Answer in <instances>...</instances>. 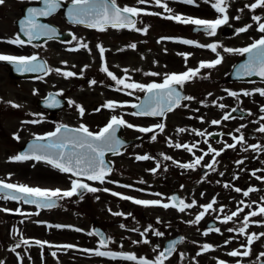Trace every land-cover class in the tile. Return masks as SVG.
<instances>
[{
	"label": "flooded vegetation",
	"instance_id": "af4514ba",
	"mask_svg": "<svg viewBox=\"0 0 264 264\" xmlns=\"http://www.w3.org/2000/svg\"><path fill=\"white\" fill-rule=\"evenodd\" d=\"M68 2H71V0H68ZM33 3H35V0H4V3L0 4V54L14 55L18 51H23V49H20L21 46L8 44L6 41L14 38L19 33L18 20L22 14V10L25 6ZM116 3L118 7L135 6L144 9L146 12L159 13V15L142 14L136 17L137 27H147L148 29L147 33L144 34L143 32L134 30H117L111 28L101 32L69 22L68 20L66 21L63 13H60V23H54L62 30L64 36L61 40H51L38 45L26 43L23 45L26 50L35 46L44 48V50L47 49L49 55L52 54L50 45H53L57 51L63 50L74 55L77 64L76 70L68 68L69 71L76 73L73 77L64 78L55 71H50L48 74H44L38 78H17L12 75L9 66L4 65L3 61H0V66L7 68L8 76L13 82L19 84V80H21L22 82L36 84L39 89L37 96L34 95V91H31L30 96L26 95L22 97L18 103H12L7 106L0 104V137L8 136L11 139L12 145L16 144L17 146L22 144V140H24V143L28 139H26L27 135L25 136L23 130L19 134L16 128L5 129L3 127V119L6 118L3 115L4 113L14 115L18 118L23 128L32 130L30 135L33 136L46 135L48 132L55 130L58 124L74 127H79L81 124H84L90 131L97 132L108 123L113 115L123 116L128 123L138 127H150L161 122L163 123L169 120L177 109L167 113L164 117L132 116L130 113L135 111V109L131 108L130 105L137 104L146 93L128 89L116 91L115 89L118 86L105 72L100 70L102 65H106L108 70L117 78L130 77V79H126L128 83L136 82L145 85L152 82L162 83L165 74L182 73L189 68L195 69L198 67L199 62L211 61L216 58V54L211 52L210 49L185 45L179 43V39H189L204 45L219 43L222 47L218 48L217 51L223 56L222 63L215 68L200 69L196 78L181 87L187 90L188 96L196 98L200 93V89H204L205 85L210 83L221 84L219 80L222 77V67L231 68L234 62L241 56L237 52H223V47L238 49L243 48L245 45V42H242L241 33L237 34L236 31L244 25L237 8L239 4L237 2L231 4L228 8V23L218 28L216 35L213 37L207 36L203 31L194 32L195 26L193 25H185L164 18L170 14H180L201 19H216L218 14L210 7V4L202 2L201 5H187L177 2V0H162V3H167L168 7L172 10V13H168L162 7L155 5L152 0H149L148 3L143 5L139 4L137 0H116ZM237 15L240 16L239 20L234 19ZM4 30L9 32H4ZM162 37L175 39L161 40ZM79 42L87 43L89 46L88 49H79L78 51L69 50L71 48H78ZM131 43L137 45L135 50L127 47ZM97 45H101L106 49L103 61L100 58ZM121 49L123 50L121 51ZM181 53L191 55L185 61L184 57L179 55ZM30 55L35 54L32 51L25 52V56ZM43 56L48 59L46 60L48 61V69L59 68L62 71L67 70L65 62L51 57L48 58L47 54ZM124 69H128V72L125 73L123 71ZM215 70L219 71L217 77L212 76L209 78L208 74ZM147 72H155L160 75H144ZM3 78L5 76L0 72V81ZM40 79H43V81L40 82ZM205 79L208 80L206 83ZM92 80H96L97 83L95 85L91 84ZM190 84L198 85V87L195 89H187ZM119 87L122 88V86ZM128 91H133V95L129 96L125 94ZM51 93L57 95L54 100L59 101L58 106H49L52 103L49 97ZM42 99L45 101L40 103ZM247 99L249 98L247 97ZM258 99L260 102L264 101V98ZM69 101H74L75 103L70 105ZM108 101L125 104V106L117 107L115 110L102 107ZM236 102H239L238 99L230 96V99L219 100L218 104H225L231 109L236 106ZM13 104L19 105L20 107H13ZM76 105L84 108L85 113L83 116L79 114ZM206 105L213 106L211 103H206ZM245 106L249 107L248 110L254 109V104L251 102H246ZM224 112L225 108L220 109L214 106L212 112L207 115L213 119H222ZM32 120H39L40 123H24ZM238 120V118L227 120L230 122L227 129H220L225 133L216 140V142H221H217V145H210L219 151L224 149L225 143H234L229 134L236 136L240 134L244 135L243 128H240L242 124L237 123ZM133 121H140V123L137 124ZM227 121L223 120V124L227 125ZM237 128H240V132L235 131ZM172 130L164 129L162 133L159 130L156 133H141L135 128L129 129L125 127V135L127 137H144L136 145L126 148L124 154L113 157V160L116 163L115 160L118 157L124 156V160L128 164L127 170H131L134 175L120 181L116 187L114 186L115 183L109 181L114 182V179L117 177L114 176L111 179L107 177L106 182L107 185L110 184L114 189L121 190L122 195L135 199H162L164 201L160 196L153 194L161 193L165 198H168L174 193H177L178 197L186 203H191L195 200L196 205L193 208L186 209L185 212L181 213L173 208L164 209L159 206L137 205L131 200H123L119 197L111 196L109 192H85L82 199L79 196L60 199V206L55 208L65 207V205L72 203V201L75 202L77 216L80 218L78 220L76 217L78 225L76 228L82 231H71L68 233L69 235H66V232L62 229H54L56 227H52L50 230H36L35 225L28 223V218L34 215L25 217L14 212L17 208L21 212L29 208H34L38 213L43 212V214H47V212L54 211L55 209H37L34 205L0 200V206L2 208L13 210V212H0V262H3V264H21V262L22 264H136L134 261L98 257L76 249H61L55 247L56 245L73 244L78 249H95L98 245L99 237L96 235H88L89 232L94 231L111 238L112 242L108 244L107 249L102 250L132 253L138 258L143 257L150 260L154 259L159 251H163L167 247L170 239L180 236L183 240L177 241L178 243L175 245L174 252L165 260L164 264H218L219 261H224L226 264H237V261L240 264H264L262 262L264 261V257L258 259L259 254L264 252V237L255 240L250 246L251 254L248 257H230L227 255L228 252L235 249L244 251L241 245L247 244V235H240L238 232L230 233L227 229H238L242 226L244 217L250 211L258 210V206L264 205V181L258 180L251 175L254 170H264V151L254 152L251 149L243 151V148L247 145L255 144L250 139L256 140L257 143L260 142L259 144L261 146H264L263 141H260L252 135H248L247 137L244 135L245 145H237L235 149H226L221 152L220 156L216 157L217 163L215 165V171L205 167L206 164L211 162L212 154L205 156L201 164L195 169H183L178 164L173 163V160L179 163H191L196 157L202 155L203 151H207L209 144L203 142V147L194 149L192 153L182 148L176 149L175 147H169L168 139L171 138L169 135ZM173 132L176 131L174 130ZM153 134L157 136L155 141L151 139ZM19 142L21 143L18 144ZM145 154L153 157V159L147 161H137L135 159L137 155ZM161 154L170 156L173 160H163ZM238 160H243L244 163L237 164L236 161ZM37 163L46 164L42 161ZM157 163L160 164V167L155 174H159V172L163 174L164 184L170 186L171 192H154V189L151 192L149 190L151 186L147 182H139L141 179L138 177V173H141L142 167L150 166L148 169H153L156 168ZM130 165L133 169H131ZM48 166L53 169L50 165ZM9 168L0 169V180H5L9 183L26 184L31 187L37 186L43 189L59 188L61 190H67L71 186L70 182L67 184L61 179L52 181L46 177L42 180L34 181V184H31L18 176L20 174L18 167H15L17 169L15 172L12 170L14 167ZM198 168L201 169L199 175H196ZM24 169H29V172H31V166H25ZM186 170H188V173ZM203 170L204 172H202ZM56 171L59 172L58 170ZM220 173L224 175L221 176ZM182 174L186 175L182 177ZM175 175L176 177H174ZM256 176L264 177V171H257ZM234 177H238V179H234ZM160 178L158 177V180ZM50 181L54 182L53 186L50 185ZM84 182L91 186L93 184H100L99 182L87 180H84ZM225 183H228L230 187L225 188L223 186ZM119 185H131V187H120ZM236 187L242 189V192L249 187L255 188L257 191L250 192L249 196L245 197L242 192L237 193L234 191ZM148 191L149 193H147ZM202 193L203 195H201ZM213 198L216 200L213 209L209 210L198 224L190 223L199 212L203 211L201 206L208 204ZM241 200L244 201V204H238ZM245 204L252 205V207H244ZM221 206H224V212L219 211ZM238 206L244 208V211L237 217H234L233 221L223 223V217L236 211ZM120 208L124 214L122 216L124 227L121 231H116L111 226L116 216L112 213L118 212ZM218 216L220 217L219 220L216 218ZM258 217L256 216L250 219L249 226L246 229L247 234L264 233V223H262L264 220L260 219V223H255L258 222ZM84 218L86 219L83 221ZM15 221L18 223H15ZM148 226H151L152 230L164 233V235L157 237L150 230L144 237L150 241L148 244H133L132 241H140L142 237L139 232L132 231L131 229L136 228L144 231ZM44 227L47 228V225ZM211 227L219 228L220 233L211 231L208 235H203ZM22 237L30 241L39 238L42 241L54 244V248L51 251L49 246H45L47 249L45 252V261H42V249L34 244L31 246L21 244V247L16 248L15 251H11L21 241ZM226 240H231V242L225 245ZM203 244L212 245L214 250L197 255L198 252H202L201 245ZM157 245H159V249L157 252H154L153 249ZM52 252L58 254V262L55 261L54 256L52 257ZM181 253L183 257H181ZM18 255L20 259H18ZM49 258H51L50 261H48Z\"/></svg>",
	"mask_w": 264,
	"mask_h": 264
},
{
	"label": "snow or ice",
	"instance_id": "6c2138e0",
	"mask_svg": "<svg viewBox=\"0 0 264 264\" xmlns=\"http://www.w3.org/2000/svg\"><path fill=\"white\" fill-rule=\"evenodd\" d=\"M44 7L43 8H29L27 10V16L25 19L20 21V32L23 33L25 37H27V41L21 39L20 35L17 34L14 38L8 39L6 43L16 46H23L25 43L32 44L33 41L39 40L42 37H47L48 39H54L57 35V30L54 27H51L47 24L38 23L37 18L40 16H50L57 11L60 7L61 0H42ZM137 2L141 5L146 4L149 0H137ZM152 2L164 9L165 12L172 13V10L168 7L167 3H162V0H152ZM179 3L187 4V5H195L196 0H177ZM4 0H0V4H3ZM203 3L210 4V7L218 14L216 19H201L183 16L180 14H170L165 16L164 18L169 20H174L178 23H182L185 25H193L195 26L194 30L203 31L207 36L213 37L217 33V29L222 25H225L229 21L228 16V8H229V0H203ZM250 9L255 11L258 8H264V0H255L254 3L246 4L243 8L238 9L239 12H243L244 9ZM159 15V13L154 12H146L144 9L135 7V6H124L118 7L116 0H71V7L68 9V17L71 22L76 24H83L88 28L96 29L98 31H106L107 29H128L134 30L137 32L147 33V27L138 28L136 17L140 15ZM234 19L239 20L240 16L237 15ZM252 20L257 25V31L264 34V22H261V17L259 15H253ZM251 24H247L243 27L238 28L237 34L247 32L249 28H251ZM165 39H175L170 37H162L161 40ZM160 42V41H158ZM179 43L185 45H193L198 48H207L210 49L211 52L216 54V58L211 61H201L198 64V67L193 69L189 68L187 71L182 73H171L165 74L162 83L152 82L149 84L142 83H128L126 79H130V77L126 78H117L111 71L108 70L106 65H102L101 71L105 72L108 77L111 78L118 86L115 90L122 91L124 89L141 91L146 93L145 99L141 100L138 104H131L130 107L136 109V111L131 112L130 114L134 117H164L167 113L174 111L176 108L181 107V101H191L195 98L188 95H182L180 91L175 87L176 85L183 86L185 83L191 81L196 78L200 72V69L203 68H215L217 65L222 63L223 56H221L220 52L217 51L218 48H221L222 45L219 43H209V44H199L196 41L189 39H179ZM88 44L84 42H79L78 48H71L70 51H78L79 49H88ZM127 47L135 50L137 45L135 43L129 44ZM99 50L100 58L104 60V54L106 49L97 45ZM123 49H121L122 51ZM223 52L232 53L237 52L240 55L247 54V61L241 64L237 70V76L239 77H252L257 76L264 80V35H261L259 39H255L251 44L246 47L233 49L228 47H223ZM187 61L191 54L181 53ZM0 61L8 62L15 66L18 72H32V73H44L48 74L50 71H55L57 74L62 75L64 78L73 77L76 73L71 71H62L61 69H48L44 63L38 62V57L36 55H11V54H0ZM66 63V62H65ZM87 67V66H85ZM125 73L128 72V69L123 70ZM144 75L149 76H158L159 73L155 72H147ZM97 83L96 80H92L91 84L95 85ZM119 86H122L119 87ZM258 93L261 97H264V88H256L254 90H244L241 93L235 91H229L228 95L233 98H239V96L243 95L245 97L252 96ZM35 94V90H34ZM62 94V93H61ZM125 94L131 96L133 95V91H128ZM209 96L212 94L209 93ZM51 98V97H50ZM139 99V97H137ZM219 99H223L222 97ZM11 103V102H9ZM74 101H69V104H74ZM213 106L219 107L220 109H224L227 106L225 104L213 101ZM203 106H207L201 101ZM59 101L52 99V103L49 104L50 107L58 106ZM13 107H20L19 105L13 104ZM125 104H120L114 101H108L102 107L115 110L117 107H124ZM79 114L81 116L84 115L85 110L83 107L76 105ZM187 107V105H185ZM99 111V109H97ZM195 111H199L196 109ZM238 111L237 108L233 107L230 112L223 115L222 120L227 121L229 119H233L235 117L232 116V113ZM260 112L264 113V106L260 108ZM248 115H252L251 112H248ZM192 118V117H189ZM243 118V117H241ZM200 121L203 122V117H199ZM260 120H264V115L260 116ZM24 123H40L39 120L26 121ZM211 125H219L221 124V120H212ZM253 123H259V121H253ZM121 127H126L129 129L135 128L137 131L141 133H156L157 130L159 132H163L165 129L164 123H158L150 127H138L131 123H128L123 116L113 115L109 119L108 123L99 129L97 132H92L89 128L81 124L79 127L70 128L64 124H58L54 131L48 132L43 136H35L33 143L29 145V151L12 156L9 158L12 162H24V161H36V162H44L50 165L53 169L58 170L61 173L69 174L70 177V188L67 190L57 189H43L40 187H31L26 184H17V183H9L5 180H0V200L4 201H15L18 204H29L34 205L37 209H51L58 206V201L64 198H71L73 196H79L81 199L83 198V194L87 193H96L98 191L109 192L110 190L98 189L96 187L91 186L88 183H85L84 180L99 182L103 184L106 181L108 175L113 171V169L109 166V164L105 161L106 153H112L113 155H119L120 149L123 146V141L117 137V131ZM245 127V125H241L240 128ZM240 128H237L235 131L240 132ZM185 131H189V129L178 128V133H183ZM196 136L205 137L204 143H208L207 137L212 135H221L220 133H207L206 131H200L196 129H191ZM258 132L264 133V124H261L257 129ZM231 135L234 143L224 144V149L217 150L213 148L210 144L208 145L207 151H203L202 155L195 158V160L191 163H179L174 161L172 157L161 154L163 160H173V163L178 164L179 167L183 169H195L198 165L201 164V161L204 160L205 156L212 154V160L208 164L205 165L206 168L215 171V165L217 163L216 157L221 155V152L226 149H235L237 145H245V137L243 134L239 136ZM18 138V137H17ZM157 138L156 134H153L151 139L155 141ZM220 143L221 141H217ZM169 147H175L176 149L183 148L189 153L193 152L194 148H197V144L188 143L180 144L176 143L173 145L171 140L168 141ZM251 149L254 152L264 151V146L260 144L247 145L243 148V151H248ZM137 161H147L149 159H153L149 155H137L135 157ZM237 164H243V160L236 161ZM160 164L157 163L156 168L149 169L148 171L153 174L159 169ZM257 171H264L262 169L254 170L251 175L254 176L258 180L264 181V177L256 176ZM223 176V173H220ZM234 179H238V177H234ZM111 183H116L113 181H109ZM140 183H144L143 180L139 181ZM219 183V182H218ZM120 187L130 188L131 185H119ZM225 188H229L230 185L225 183L223 185ZM183 187V186H182ZM142 191V190H140ZM234 191L237 193H241L242 189L236 187ZM257 191V189L249 187L247 190L242 192L243 196H249L250 192ZM112 196H117L123 200H131L133 203L137 205L144 206H159L164 209H177L179 212L183 213L186 209H191L196 205V201L193 200L191 203H186L183 199L178 198L177 196L168 197L169 202H164L161 200H142L135 199L130 196L122 195L121 193L111 192ZM153 195L162 196L161 193H154ZM203 195V193L201 194ZM98 199V197H97ZM216 203L215 198L211 202L206 205H202L203 211L199 212L195 216V219L190 221L192 224H198L205 214L213 209V205ZM255 203V202H254ZM238 204H244V201L241 200ZM244 207L251 208L252 205L245 204ZM0 211L4 212H13L11 209L0 208ZM220 212H224V206H221L219 209ZM244 211V208L237 207L236 211L231 212L229 215H225L223 217L222 222L228 223L229 221H233L234 217H237L241 212ZM15 214L20 215H32L28 213H23L19 208L14 210ZM38 215L39 213H35ZM113 215L123 216L124 214L121 212L112 213ZM130 215V214H129ZM261 216L264 217V205L258 206V210L250 211L242 222V226L238 229L236 228H228L227 231L238 232L240 235H247V244H242L240 249H235L227 253L230 257H248L251 254L250 246L254 243L255 240L264 237V233H251L247 234L246 229L249 226V221L252 217ZM218 220L220 217H216ZM159 222V221H158ZM255 222V221H254ZM260 223V222H255ZM48 227H53L52 225H48ZM56 228H64L71 226H63V225H55ZM121 228L124 225H120ZM77 232L82 231L79 228L74 229ZM132 231L139 232L142 240L140 241H132L133 244L143 243L148 244L150 241L146 236V233L151 229V226H148L144 229V231H140L139 229H131ZM153 234L157 237L163 236L164 233L152 230ZM214 231L220 233L219 228L211 227L207 231L203 233V235H208L209 232ZM88 235H96L99 237L98 245L95 249H78L76 245L73 244H64V245H56L55 247L61 249H76L78 251H83L90 253L92 255L98 257H107L110 259H123L126 261H134L136 264H164L165 260H167L171 254L175 250V245L178 243L177 241L171 242L163 251H159L154 259H147L140 257L138 258L135 254L132 253H123V252H114L110 250H102L107 249L108 244L111 243L110 237H105L102 233L99 232H89ZM181 241L183 238H180ZM231 240H226L225 245L230 243ZM21 244L25 246H31L32 244L39 246L40 248H44L45 246L52 247L49 245L47 241L34 240L30 241L29 239L21 238V241L15 245V248H12L11 251H15L16 248L21 247ZM122 247V245H121ZM202 252H198L197 255L203 254V252H207L210 250H214L213 246L210 244L201 245ZM159 249V245H157L153 251L157 252ZM53 256H56V252L51 253ZM183 257V254H180ZM264 257V252H261L258 256ZM18 259H20L18 255ZM3 264V262H0ZM22 264V262H21ZM218 264H226L224 261H219ZM237 264H240L237 261Z\"/></svg>",
	"mask_w": 264,
	"mask_h": 264
},
{
	"label": "rangeland",
	"instance_id": "374dc122",
	"mask_svg": "<svg viewBox=\"0 0 264 264\" xmlns=\"http://www.w3.org/2000/svg\"><path fill=\"white\" fill-rule=\"evenodd\" d=\"M200 1H202V0H200ZM234 2L239 3L237 5V8L241 9L246 4L254 3L255 0H229L230 5L233 4ZM240 14H241V21L244 23V26L247 24L252 25V27L249 28V30L247 32H245L241 35L242 42L246 43V42L250 41L254 37V34L256 33L255 27L257 28V25L252 20V16L253 15H259L261 17V22H264V8H258L255 11H252L250 9L245 8L243 12H240ZM55 21L60 23L61 20H60V18H56ZM4 32H9V31L4 30ZM261 35H264V34L259 32L258 39L261 37ZM20 49H23V51H18L14 55H25V52L28 53V52L32 51L33 53L42 54V55L47 54L48 57L50 56L49 53L47 52V49L44 50V48H38L36 46L32 47L30 49H27V50L24 46H21ZM50 51H51L54 59H58L60 61L66 62L65 63L67 66L66 68L76 70L77 64H76V57L74 55H71L68 52L63 51V50L57 51V49L53 45H50ZM64 55H66V56H64ZM227 69H228L227 67H222V74L225 71H227ZM0 72L3 73L5 76V78H3L2 81H0V93H1L0 104L2 106H7V105L12 104V103H18L19 101H21L22 97H24L26 95L30 96L31 91H34V90H35L34 95H36V96L38 95L39 89L37 88L36 84H30L28 82H22L21 80H19V84H16L15 82H13V80H11L9 78L7 68H5L4 66H2V67L0 66ZM218 72L219 71H217V70H215L214 72H210L208 74L209 78L212 76L217 77ZM42 81H43V79L40 80V82H42ZM207 81L208 80L205 79V83ZM197 87H198V85H191L190 84V86H188L187 89H195ZM221 87L222 86L219 85V88H221ZM215 89H216V87H215ZM209 91L210 90L207 87H205L204 89H200V93L198 94V96L196 97L195 100L185 101L184 104L178 109V111L174 112V114H172L171 118L169 120H167V123L166 122L164 123L165 129H173L169 135L170 137H173V139H171V143L173 145H175L176 143H180V144L188 143L189 145H191L192 141H194L193 144L194 143L197 144V148H195V149H200L203 147L202 142H201V137L196 136L190 130L196 129V130L203 131L205 126L209 125L210 122L212 120H214L213 118L209 117L205 111L209 107L204 109L203 105L201 104V101H203L204 104H206V102L208 101V98L206 99V97H207V93ZM211 92H212V90H211ZM219 92L221 94L222 90H220ZM212 96H211V98H212ZM9 102H11V103H9ZM210 103H211V101H210ZM185 105H187V107H185ZM196 109H199V111H195ZM3 115H4V117H6L3 119V127L5 129L16 128V130H18L19 134H20V131L23 130L25 136L26 135L28 136L29 134L32 133V130H27V129L23 128L19 119L16 118L14 115L5 114V113ZM189 117H192V118H189ZM199 117H203V122L200 121ZM246 123H248V121H246ZM253 126H255V124ZM198 127H202V128L199 129ZM178 128L189 129V131H185L183 133H178L176 130V132H173L174 129H178ZM206 129H208V126L206 127ZM16 130H14V131H16ZM17 148L18 147L16 144L12 145L11 139L8 136L7 137L6 136L0 137V169L1 170L5 169V168L8 169L9 167H14V169H12V170H14V172H15V171H17V169H15V167H18V172L20 173L18 176L22 177L24 180H26V182H29L31 184H34V181L42 180L45 177L48 179H51L52 181H56V180L61 179L62 181H65L67 184H68V182H70L69 174L59 173L56 170L49 168V166L46 164H39V163H35L33 161H24V162H12V161H10L9 160L10 157L18 155L17 154ZM194 156H196V155L194 154ZM119 160H120L119 166L120 165L121 166L116 169L114 176H119V178H117V180L122 181V180H125L127 177H131L132 175H134V173L131 170H127L128 164L124 161V157L120 158ZM25 166L26 167L31 166V172H29V169H24ZM148 168H150V166H145V168L142 167V171L140 174L138 173V177L141 180H143L144 182H147L149 184L155 183L157 190H159L163 193L170 192L171 191L170 188L168 186H166L164 183H162L163 182V179H162L163 176L161 177V172H159L158 175H151L148 172V170H149ZM9 169H11V168H9ZM131 169H133L132 166H131ZM185 175L186 174H182V177H184ZM158 177H161V178L158 180ZM174 177H176V175ZM52 181H50L51 186L54 185V182H52ZM93 186L98 188V189L107 188L110 190L109 193H111V192L122 193L121 190L114 189L110 184L107 185L106 181L103 184H101V183L100 184H93ZM141 186H144V185H141ZM34 187H37V186H34ZM147 193H149V192H147ZM0 212H2V211H0ZM22 212L34 215L33 217L28 218V223L35 225L36 230H40V229L41 230H45V229L50 230L52 227H48V225H52L53 227L55 225L71 226V227L59 228V229H62L63 231H65L66 235H69L68 233L71 231L72 232L75 231L74 229L78 226L76 217L78 218V220L80 219L77 216L74 201H72V203H70L68 205H65V207H60L58 209H55L54 211H49V212H47V214H43V212H41L38 215H36L35 213H37V211L34 208H29V209L22 211ZM118 212L123 213L121 208L118 210ZM28 216H30V215H28ZM85 219L86 218H84L83 221ZM15 223H18V222L15 221ZM45 225H47V228L44 227ZM120 225H124L122 222V216L116 215L113 219V222L111 223V226L113 227L114 230L121 231L123 228H121ZM54 229L57 230V228H54ZM35 240L42 241L39 238H35ZM49 245H52V247H50V250L52 251L54 248V244L49 243ZM41 249H42V254H41L42 261H45V252L47 251V249L45 247L41 248ZM52 257H53V255H52ZM54 257H55L54 258L55 261L58 262V260H57L58 254H56V256H54ZM50 259L51 258H49L48 261H50Z\"/></svg>",
	"mask_w": 264,
	"mask_h": 264
},
{
	"label": "water",
	"instance_id": "95a60500",
	"mask_svg": "<svg viewBox=\"0 0 264 264\" xmlns=\"http://www.w3.org/2000/svg\"><path fill=\"white\" fill-rule=\"evenodd\" d=\"M64 4L61 2V4H60V7L57 9V11L56 12H58L62 7H64L63 6ZM69 6V8L71 7V5H68ZM44 7V4H43V2H42V0H40L39 1V6H36L35 8H43ZM55 12V13H56ZM54 14V13H53ZM52 14V15H53ZM51 16V15H50ZM47 18V17H49V16H40V17H38L37 18V21H38V23H40V22H42V19L43 18ZM40 18H42V19H40ZM39 19H40V21H39ZM47 25H49V24H47ZM49 26H51V25H49ZM51 27H53V26H51ZM55 28V27H54ZM56 29V28H55ZM57 30V29H56ZM57 34H58V30H57ZM21 35L23 36V33H21ZM57 36V35H56ZM45 39H47V37L45 38ZM35 41H38V40H35ZM247 59H248V57H247V54H245L244 55V58L238 63V65L236 66V71H233V73L230 75V77L232 78V79H236V78H238V79H242V78H245V77H239V76H237V70H238V68H239V66L241 65V64H243V63H245L246 61H247ZM38 62H40V63H42L43 61L41 60V59H39L38 58ZM11 66H12V69H13V71H14V73L15 74H18V75H37V74H39V73H32V72H18L17 70H16V68H15V66L14 65H12L11 64ZM249 78H251V79H255V78H259V79H262V78H260V77H257V76H252V77H249ZM145 99V98H144ZM71 128V127H70ZM120 130L121 129H119L118 131H117V137L120 139V140H122L123 141V146L121 147V149H120V152H122L123 151V149L127 146V145H129V144H131V143H133L134 141H136V140H132V141H130V140H126V139H124V138H122L121 136H120ZM33 141H34V139H32V140H29L21 149H20V154H23V153H25V152H27V151H29V145L31 144V143H33ZM108 154H111V153H106V155H105V161H106V156L108 155ZM108 164H109V166L110 167H112L111 166V163L110 162H108V161H106Z\"/></svg>",
	"mask_w": 264,
	"mask_h": 264
}]
</instances>
